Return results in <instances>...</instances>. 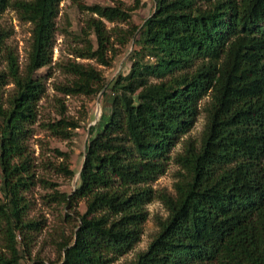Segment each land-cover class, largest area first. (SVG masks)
I'll return each instance as SVG.
<instances>
[{
	"label": "trees",
	"instance_id": "obj_1",
	"mask_svg": "<svg viewBox=\"0 0 264 264\" xmlns=\"http://www.w3.org/2000/svg\"><path fill=\"white\" fill-rule=\"evenodd\" d=\"M62 1L0 0V17L14 7L34 25L24 70L13 50L0 70V224L7 223L9 251H0V264L30 255L26 229L37 222L25 219L23 192L33 178L28 139L46 90L37 72L52 60ZM92 9L109 20L129 18L120 7ZM104 23L92 20L98 47L87 55L111 66L116 51ZM119 36L123 43L134 37L127 72L107 82L102 71L74 63L73 80L61 85L68 93L102 92L106 104L91 126L76 188L60 195L70 209L84 201L86 210L50 264H112L140 242L155 200L168 216L128 264H264V0H156L140 29ZM7 78L15 83L8 105ZM207 96L200 143L189 141L174 157L181 168L175 194L155 189ZM79 126L65 118L49 123L64 136Z\"/></svg>",
	"mask_w": 264,
	"mask_h": 264
},
{
	"label": "rangeland",
	"instance_id": "obj_2",
	"mask_svg": "<svg viewBox=\"0 0 264 264\" xmlns=\"http://www.w3.org/2000/svg\"><path fill=\"white\" fill-rule=\"evenodd\" d=\"M146 3V5H144ZM156 0H63L56 19V36L51 62L37 72L45 82L46 90L39 101L37 122L33 125V133L28 139L33 178L23 194L26 203L25 219L37 222L35 227L26 229L32 237L30 255L27 254L20 264H35L36 261L50 264L60 259L63 244L72 239L77 230L78 213L86 210L84 201L70 209L61 196L70 194L78 184L79 173L85 161L86 146L90 137V129L103 108L102 92L97 94L68 93L61 85L70 83L74 78L71 66L74 63L94 67L102 71L107 82L115 79L119 73L127 72L129 57L136 47L134 37L123 43L120 33L130 32L133 27L140 29L145 20L155 9ZM120 7L127 20H109L101 17L92 7ZM93 19L104 21L109 35V47H114L116 57L111 66L101 64L97 58L87 55V48L98 47L95 29L90 26ZM34 25L21 18L14 7H9L0 17V32L3 33L8 47L0 51V70L7 71V52L13 50L18 57L20 68L24 70L29 60L33 42ZM113 51L107 50L110 57ZM15 91V83L7 78L2 88V97L6 105ZM207 96L201 102V113L194 127L175 146L172 160L165 174L153 183L157 190L175 194V183L178 179L180 166L174 157L183 152L189 141L199 144L207 122L204 107L210 102ZM62 118L75 120L79 123L71 136H64L49 128V123ZM64 166L74 171L72 176L64 170ZM2 173L0 168V185ZM0 201L3 195L0 191ZM149 218L144 225V233L135 248L112 264H128L140 251L145 250L159 230L160 219L168 216V210L161 200L148 204ZM7 223L0 224V251L9 253L7 248ZM19 248H22L21 236L17 237Z\"/></svg>",
	"mask_w": 264,
	"mask_h": 264
},
{
	"label": "water",
	"instance_id": "obj_3",
	"mask_svg": "<svg viewBox=\"0 0 264 264\" xmlns=\"http://www.w3.org/2000/svg\"><path fill=\"white\" fill-rule=\"evenodd\" d=\"M99 120H100V118L97 119V122H98ZM97 122H96V123H97ZM96 123H94V125H95ZM82 168H83V167H82ZM81 171H82V170H81ZM81 171H80V173H79V176H80V174H81Z\"/></svg>",
	"mask_w": 264,
	"mask_h": 264
}]
</instances>
